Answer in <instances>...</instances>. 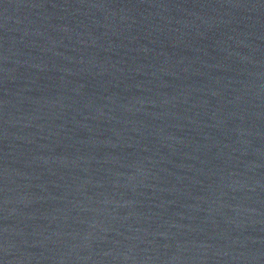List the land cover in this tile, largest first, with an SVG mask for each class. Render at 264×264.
<instances>
[{
  "label": "water",
  "instance_id": "1",
  "mask_svg": "<svg viewBox=\"0 0 264 264\" xmlns=\"http://www.w3.org/2000/svg\"><path fill=\"white\" fill-rule=\"evenodd\" d=\"M0 264H264V0H0Z\"/></svg>",
  "mask_w": 264,
  "mask_h": 264
}]
</instances>
